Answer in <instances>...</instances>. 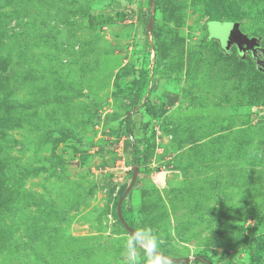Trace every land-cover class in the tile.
<instances>
[{
	"label": "rangeland",
	"instance_id": "obj_1",
	"mask_svg": "<svg viewBox=\"0 0 264 264\" xmlns=\"http://www.w3.org/2000/svg\"><path fill=\"white\" fill-rule=\"evenodd\" d=\"M231 1L253 48L209 0H0V264H127L142 228L264 264V0Z\"/></svg>",
	"mask_w": 264,
	"mask_h": 264
},
{
	"label": "clouds",
	"instance_id": "obj_2",
	"mask_svg": "<svg viewBox=\"0 0 264 264\" xmlns=\"http://www.w3.org/2000/svg\"><path fill=\"white\" fill-rule=\"evenodd\" d=\"M157 237L148 228H142L134 232L127 239L126 257L127 264H136L137 248L142 247L150 264H169L168 259L157 251Z\"/></svg>",
	"mask_w": 264,
	"mask_h": 264
},
{
	"label": "water",
	"instance_id": "obj_3",
	"mask_svg": "<svg viewBox=\"0 0 264 264\" xmlns=\"http://www.w3.org/2000/svg\"><path fill=\"white\" fill-rule=\"evenodd\" d=\"M230 26V27H228ZM226 28L231 31L222 32V29ZM212 31L217 37L222 40V44L229 48L233 43L237 44L238 47L242 48V45L245 43L247 48H253V45L256 43V40L246 36L240 29L239 22H227L224 26H221L220 21H216L212 24ZM159 179L162 184L166 182V172L159 174Z\"/></svg>",
	"mask_w": 264,
	"mask_h": 264
},
{
	"label": "trees",
	"instance_id": "obj_4",
	"mask_svg": "<svg viewBox=\"0 0 264 264\" xmlns=\"http://www.w3.org/2000/svg\"><path fill=\"white\" fill-rule=\"evenodd\" d=\"M208 12L214 22L219 20L220 15L224 16L226 22H238L245 15L238 3L231 0H209Z\"/></svg>",
	"mask_w": 264,
	"mask_h": 264
}]
</instances>
